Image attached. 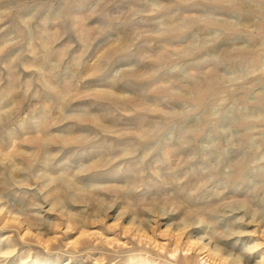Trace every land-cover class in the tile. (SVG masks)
I'll list each match as a JSON object with an SVG mask.
<instances>
[{"label":"rangeland","instance_id":"obj_1","mask_svg":"<svg viewBox=\"0 0 264 264\" xmlns=\"http://www.w3.org/2000/svg\"><path fill=\"white\" fill-rule=\"evenodd\" d=\"M0 264H264V0H0Z\"/></svg>","mask_w":264,"mask_h":264},{"label":"bare ground","instance_id":"obj_2","mask_svg":"<svg viewBox=\"0 0 264 264\" xmlns=\"http://www.w3.org/2000/svg\"><path fill=\"white\" fill-rule=\"evenodd\" d=\"M230 256V255H229ZM246 258H244V260H245ZM247 260V259H246ZM232 261H235V259H233Z\"/></svg>","mask_w":264,"mask_h":264}]
</instances>
